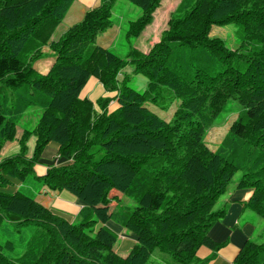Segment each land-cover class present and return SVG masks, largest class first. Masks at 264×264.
<instances>
[{"label":"trees","instance_id":"1","mask_svg":"<svg viewBox=\"0 0 264 264\" xmlns=\"http://www.w3.org/2000/svg\"><path fill=\"white\" fill-rule=\"evenodd\" d=\"M73 1L0 0V125L8 122L0 132V264H167L151 258L155 249L177 264H206L196 252L221 245L208 231L226 207L213 206L236 171V187L252 190L246 207L264 219V0H180L159 41L126 57L95 42L117 0H99L51 39ZM128 1L140 9L125 30L135 37L160 0ZM229 24L234 49L210 35ZM45 45L54 60L42 74L33 62ZM128 63L144 77L141 90L129 84ZM91 77L104 90L94 101L81 95ZM229 99L243 110L212 149L206 131ZM149 104L173 108L171 117ZM31 107L39 108L33 127L21 129L16 153L1 156ZM49 142L62 161L36 175ZM31 177L83 202L106 203L109 189L130 198L134 204H119L109 217L135 242L119 254L117 235L94 227L89 205L69 221L35 198ZM91 181L104 184L98 194L88 190ZM232 264H264V241L247 239Z\"/></svg>","mask_w":264,"mask_h":264},{"label":"rangeland","instance_id":"2","mask_svg":"<svg viewBox=\"0 0 264 264\" xmlns=\"http://www.w3.org/2000/svg\"><path fill=\"white\" fill-rule=\"evenodd\" d=\"M179 2L180 0H160L158 7L155 8V10L153 11L151 21L141 30V32L135 37H126L125 30L127 28L128 22L131 20H134L139 15L140 9L138 6L130 3L128 0H117L115 1V3H113V6L111 8V16H110L111 26L107 28L104 32L99 33L95 39V42L107 48L108 50L117 54L120 57H126V53L130 49H135L141 53L146 54L151 49V47L159 41L162 33L168 28V20H169L170 13L175 10ZM84 12H85L84 9L76 2V0H74L72 4L70 5L69 9L67 10V12L65 13V16L63 17L62 21L56 25L55 31H54L55 33L52 35L54 39L56 40L57 37L59 36L58 34L59 31L63 29L62 30L63 32L69 26L81 20ZM235 30H236V27L231 24L225 27L213 26L211 29L210 35L223 38L225 40L226 45H229L232 49H234L238 46V41H236L237 38L235 35ZM52 36H51V39L53 38ZM42 51H43L42 57L36 59L33 62V66L40 73L43 74L47 71L49 66L52 64L54 60V54H53V51L47 45L43 46ZM126 59L129 60V57L127 56ZM131 68H132V65L130 63H128L127 66L125 67V71L128 72L129 75L131 76V80L129 84L131 85V87H134L137 90H141L144 87V77L141 74H133L131 72ZM98 96H99V93L98 95H96V97ZM91 99L94 101L95 97L92 96ZM114 106L116 105H112L110 109H112ZM149 107H152L160 117L166 118L167 120L171 117L170 115L173 110V108L170 107L167 111H162L159 108L152 106L151 104H149ZM242 110H243V107L235 99H229L224 104L221 112L213 120L212 126L208 128L206 131L205 142L209 147L214 149L215 146L216 147L218 146L219 142L222 140L224 134L226 133L228 125L230 124L231 121L234 120V118ZM38 114H39V108L37 107H31L26 110L24 115L20 118V120L17 121L15 125L16 131L14 134V139L12 141L5 142L1 150V155L5 154L6 156V155L14 154L17 152L18 146L16 143V138L19 136L21 129L23 128L30 129L33 127V124L35 123L38 117ZM0 122H1V118H0ZM0 127H1L0 129L1 134L2 133L4 134L7 131L8 122L1 124ZM32 138L33 137L29 138L28 140L29 146L32 143ZM61 160L62 159L59 158L58 162H60ZM241 174H242L241 171H236L234 173L232 179L227 185L225 193L219 196V198L216 200L213 206L214 209H217L221 206V201L228 194V192L235 191L236 181L239 180ZM27 183L30 187V190H32L35 198L39 202L44 204L45 206H48L50 202L48 201L47 197H48V193H51L50 190L47 189L46 187H44L43 189V187L41 186V183H39V181L33 177L28 179ZM87 186L90 192L95 191V193L98 194L100 190L102 189V187L104 186V184L98 181L97 182L91 181V183H88ZM45 191H49V192H45ZM116 195L117 194L114 191V189H109L107 197H106V200L108 202L106 203L100 202V200L96 197H90V200H88V202H83L79 198L77 199L81 201L82 207H84L85 205H89V207L92 209L94 219H95V222H94V227H95L97 220L95 217L94 210L96 212H99L100 215H102L103 213H105V211H108L110 208H112L111 211L117 210L118 208H120L119 207L120 202H121L120 204L125 205V206H131L132 204H134L133 200H131L128 197L122 196L121 194H120V197H123V198L121 201H119ZM112 196H114L115 198ZM110 212L108 214V217L110 215ZM246 215H251L253 218L252 223H253L254 228L252 230L251 239L257 242L264 241V219L260 215L250 210L248 207H246L243 218ZM110 220H109L110 222H107V223H104V222L102 223L101 221L100 223L101 225L108 227L114 233L116 232L115 234H118V229H121L123 227L118 222H116L114 219L110 218ZM108 223L109 224L111 223V224L108 225ZM125 233L127 234L129 232L125 230ZM4 237L6 236L0 235V241L4 239ZM118 241H119V238H117L115 245H117ZM151 258L162 260V262H163L162 258H164L167 264H177L167 253L161 252L157 249L153 251V255H151Z\"/></svg>","mask_w":264,"mask_h":264},{"label":"crops","instance_id":"3","mask_svg":"<svg viewBox=\"0 0 264 264\" xmlns=\"http://www.w3.org/2000/svg\"><path fill=\"white\" fill-rule=\"evenodd\" d=\"M76 2L84 9V11L92 7H95L99 4V0H76ZM62 30L59 31L58 33L59 35L62 32ZM52 40H55L54 37L52 38ZM85 85L86 86L81 91V95L89 99H91V97L93 96L95 97L96 100L98 98L96 97L98 93L99 96L103 95L104 93L99 82L93 77L89 78V80ZM32 143H33V138H32ZM32 143L30 146L28 144L30 149L32 147ZM1 156H5V154ZM41 157H42L41 163L36 164L34 166V171L36 175L44 174L48 164H57V162L59 161V158L57 157V145L54 142H50L45 147ZM13 182L15 183V185L13 186V188H11V190L15 189L19 185L18 182L15 181ZM45 192H49V191H45ZM50 192L51 193H48V197H47L48 201L50 202L48 207L54 212L64 216L69 221L74 220L80 208L82 207L81 201H79L77 197L73 196L71 193H69L66 190H61L58 192L57 191L56 192L50 191ZM116 194L119 201H121L123 197H120V194L118 192H116ZM251 194H252L251 189H240L236 187L235 191L228 192V194L222 199L221 205L223 204L225 205L226 207L225 213L216 223H214L211 226V228L208 231L209 237L215 242L221 243V245L219 246L218 249L214 251L210 250L205 246H201L196 252L198 258L200 259L208 258L206 264H232V261L235 258L242 244L247 239H251L252 230L254 228L252 223L253 218L251 215H246L243 218V215L245 214V210H246V202L251 196ZM111 209L112 208H110L108 211H105V213H103L102 215H100L99 212H96L94 210L95 217L97 220L95 228L101 225L100 221L102 223L103 222L107 223L111 221L110 217H108V214L111 211ZM110 224L108 223V225ZM121 229H118V234H116L117 238H119V241L117 245H115V251L121 255H124L131 248V246L135 242V239L132 234L127 233L128 234L127 235L125 233L124 228Z\"/></svg>","mask_w":264,"mask_h":264}]
</instances>
